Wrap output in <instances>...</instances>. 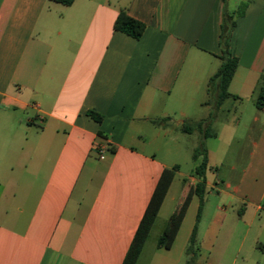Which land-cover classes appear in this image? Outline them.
<instances>
[{
    "label": "crops",
    "instance_id": "0c3cea01",
    "mask_svg": "<svg viewBox=\"0 0 264 264\" xmlns=\"http://www.w3.org/2000/svg\"><path fill=\"white\" fill-rule=\"evenodd\" d=\"M243 1L230 42L238 66L218 111L227 100L238 106L251 100L261 126L247 168L233 191L223 192L230 203L237 199L259 213L264 0H0V264L122 263L163 169L177 165L163 159L171 140L190 134L201 141L199 131L181 126L213 110L208 82L221 65L223 13ZM122 9L145 23L140 38L115 29ZM239 112L220 122H240L245 107ZM211 133L208 168V140L220 137ZM99 146L107 147L103 156ZM216 179L206 171V189ZM198 181L195 168L188 176L175 171L136 264H180L198 195L172 246L158 239Z\"/></svg>",
    "mask_w": 264,
    "mask_h": 264
},
{
    "label": "rangeland",
    "instance_id": "374dc122",
    "mask_svg": "<svg viewBox=\"0 0 264 264\" xmlns=\"http://www.w3.org/2000/svg\"><path fill=\"white\" fill-rule=\"evenodd\" d=\"M235 106H238V101L227 100L222 106L223 111L217 110L218 119L215 116L211 124L210 130L218 131L220 137L208 140V145L213 149V159L212 168H208L207 175L215 176L218 183L213 188L208 187L204 195L193 251L194 264H264V210L257 213L253 206L246 209L247 205L237 199L230 203L223 192H232L247 168L261 126V123L254 122L253 101H244L238 106V111L234 110ZM241 107H245V112L240 122L228 126L220 122L227 116L239 117ZM174 141L179 143L174 144ZM171 142L172 150H165L163 159L171 165L177 164L179 170L188 176L197 164L192 154L198 137L181 134L178 140L172 139ZM215 166L218 167L217 170ZM183 177L177 174L178 187L179 179L182 180ZM177 186L175 188L178 189ZM173 205V202L170 203L168 208L171 209ZM188 246L187 244L186 247ZM190 257L187 250H183L180 264H188Z\"/></svg>",
    "mask_w": 264,
    "mask_h": 264
},
{
    "label": "trees",
    "instance_id": "16d2710c",
    "mask_svg": "<svg viewBox=\"0 0 264 264\" xmlns=\"http://www.w3.org/2000/svg\"><path fill=\"white\" fill-rule=\"evenodd\" d=\"M53 1L61 2L66 5H69L73 2V0ZM246 7L247 1H243L235 11L230 13L225 9L223 13L220 33V46L222 51L220 54L221 65L210 77L208 82L209 101L213 104V110L211 111L208 118L195 123L184 122L181 126L182 131L186 133H192L193 131L197 130L202 136L199 145L194 149L192 154L194 160L201 158L200 162L195 167V173L199 176V181L194 187L190 189L179 210L169 217L165 228L158 239V245L166 248H170L172 246L193 195H198L200 198V205L196 224L194 226L190 237V243L187 248V253L191 255L188 264H194L195 254L193 251L197 242V227L202 211L204 195L206 192L208 153L205 139L212 135L210 129L211 124L215 119L216 112L224 100L229 96V84L235 74L239 61L238 57L233 54L231 50V36L232 31L237 24V18L245 13ZM145 26L146 25L144 22L131 17L124 9L120 11L115 21V29L127 33L137 39L142 36ZM256 105L258 107L264 106V77L261 79L259 84ZM88 114L97 121H102L103 119V116L95 111H89ZM154 122L159 123L160 120L155 119ZM177 169L178 165H174L172 168L165 167L163 169L121 264L137 263Z\"/></svg>",
    "mask_w": 264,
    "mask_h": 264
},
{
    "label": "built area",
    "instance_id": "2783aa9c",
    "mask_svg": "<svg viewBox=\"0 0 264 264\" xmlns=\"http://www.w3.org/2000/svg\"><path fill=\"white\" fill-rule=\"evenodd\" d=\"M106 150H107L106 146H99L97 148V153H98L99 156H103V154L105 153Z\"/></svg>",
    "mask_w": 264,
    "mask_h": 264
}]
</instances>
